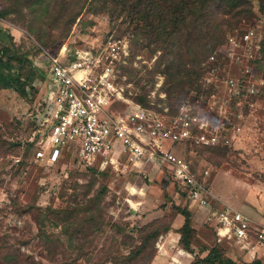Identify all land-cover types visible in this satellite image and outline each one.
<instances>
[{"label": "rangeland", "instance_id": "obj_1", "mask_svg": "<svg viewBox=\"0 0 264 264\" xmlns=\"http://www.w3.org/2000/svg\"><path fill=\"white\" fill-rule=\"evenodd\" d=\"M251 6L248 16L225 25L226 35L251 27L264 33V0H251ZM0 30H7L17 48L27 55L23 73L35 72L27 83V95L11 88L0 89V143L4 145L0 148V237L23 234V239L17 244L22 251L36 260H50L43 246L30 239V235H37L41 227L37 211L48 207L62 210L66 215L68 211H75L78 213L77 219L74 218L76 222L66 230H63L60 221L56 225L47 222L49 234L62 238L69 257L78 255L79 246L82 247L76 228L82 227V232L89 237L82 257L67 264H132L118 259L139 246L138 229L147 224V220L164 218L163 224L173 221L178 226L184 222V216L177 212L176 205L188 207L187 198L179 191L170 170L156 158H144L134 165L120 154L114 162L103 164L102 160H97L92 165L79 162L72 154H67L56 164L37 160L34 151L45 129L39 123L37 110L45 89L48 56L66 46L68 51L91 50L94 55L98 51L102 53L105 57L103 62L112 63L115 80L123 88L124 97L141 104L135 96L143 93L142 84L138 85L126 72L127 67L135 69L139 72L138 76L144 77L143 85L150 99L148 108L160 115L175 113L180 104L167 105L163 85L165 76L156 73L154 81H147V73L154 68L162 51L153 52L152 46L137 40L130 23L122 18L112 19L105 12L85 10L63 39L57 31L48 29L49 36L40 49L36 37L28 30L27 22L16 19V15L0 18ZM4 43L9 44V38L0 41V46ZM125 106L127 103L121 99L114 104V109L122 111ZM166 108L169 110L165 111ZM244 125L241 139L226 147L223 156L221 150L202 151L190 142L174 145V151L186 158L197 176L206 179L207 184L208 176L214 175L219 168L227 167L248 172L251 178L264 181V93L256 108L245 116ZM206 170L210 175L205 174ZM93 203L98 204V210L87 212ZM31 206L33 210H29ZM99 213L97 222L89 221L90 215L97 217ZM163 234L148 248L150 253L157 249L158 258L153 264H191L204 257L207 248L215 245L221 246L226 256L240 264L256 258L264 262V250H259L254 258L241 255L234 239L220 241L211 230L205 234L210 240L209 246L196 230L192 241L193 253L184 250L173 238H161ZM25 239L29 240L22 242ZM159 241L164 242L163 246L168 249L160 252ZM56 258H60V254ZM148 260L147 256L135 264H147ZM0 264L4 263L0 260Z\"/></svg>", "mask_w": 264, "mask_h": 264}, {"label": "built area", "instance_id": "obj_2", "mask_svg": "<svg viewBox=\"0 0 264 264\" xmlns=\"http://www.w3.org/2000/svg\"><path fill=\"white\" fill-rule=\"evenodd\" d=\"M67 51L63 46L48 56L37 110L45 129L35 159L56 164L72 154L92 165L97 160L114 162L120 154L138 165L144 158H156L168 167L183 195L197 206L211 208L216 197L207 180L197 176L173 146L190 142L231 147L241 139L245 116L264 92V33L251 27L226 35L207 60L204 91L192 90L178 110L167 115L124 97L112 63L103 62L99 51ZM121 99L127 106L114 109ZM211 213L219 237L234 238L254 256L264 250V224L228 204Z\"/></svg>", "mask_w": 264, "mask_h": 264}, {"label": "trees", "instance_id": "obj_3", "mask_svg": "<svg viewBox=\"0 0 264 264\" xmlns=\"http://www.w3.org/2000/svg\"><path fill=\"white\" fill-rule=\"evenodd\" d=\"M0 2L2 4L0 18L16 15V19L27 22L29 32L39 42V49L49 36L48 29L57 31L61 39L67 37L72 26L85 10L91 13L105 12L112 19H124L133 26L137 40L152 46L153 52L162 51L154 68L148 71L147 81H154L156 73L165 76L163 85L168 106L181 104L192 90H198L200 93L204 91L208 70L207 60L224 43L227 33L225 25L234 19L248 16L252 11L251 0H0ZM7 38L10 43L0 46V89L11 88L22 95H27V83L35 72L28 75L23 73L27 55L17 48L7 30H0V41H6ZM126 72L138 85L142 84L143 93L135 96L136 101L149 107L148 90L145 84L143 85L144 77L138 76L139 72L130 67L126 68ZM194 145L202 151L226 150V147ZM2 147L4 145L1 142L0 148ZM220 154L223 156L226 151ZM92 205L93 207L88 208L87 212L97 209V203ZM33 209L34 207L31 206L29 210ZM176 210L184 216V223L178 229L181 234L179 243L184 250L193 253L195 251L192 241L196 234L193 215L187 207L176 205ZM37 212L41 227L37 235H30V239H35L37 245L43 246L50 260H36L22 251L17 244L23 239V234H17L15 237L8 235L0 237V260L4 264H67L82 257L84 245L89 241V237L82 232V227L76 228L82 247L79 246L80 253L73 258L68 256L62 238L52 236L47 229L48 221L53 225L60 221L63 230H66L69 225L76 222L78 213L68 211L66 215V212L52 207ZM100 215V213L97 217L90 215L89 221H96ZM163 219L156 218L141 226L138 229L139 246L128 255L121 256L118 261L127 260L128 263L135 264L136 261L148 256L147 264H150L156 256L157 249L154 248L150 253L148 248L161 234L170 231L172 227L173 221L163 224ZM158 223L164 226L161 227ZM27 240L29 239L22 242ZM59 254L60 258H56ZM191 264L240 263L226 256L221 246L215 245L208 248V253L204 257H199ZM243 264H264V262L256 258Z\"/></svg>", "mask_w": 264, "mask_h": 264}, {"label": "crops", "instance_id": "obj_4", "mask_svg": "<svg viewBox=\"0 0 264 264\" xmlns=\"http://www.w3.org/2000/svg\"><path fill=\"white\" fill-rule=\"evenodd\" d=\"M208 187L216 197L211 208L208 206H197L184 195L187 198V208L191 211L195 221L194 227L198 231L197 235L205 240L208 246L210 240L205 237V234H208L211 230L218 235V225L217 221L212 216V209H217L228 204L243 212L254 222L264 224V181L258 180L255 177L251 178L248 172L238 169L235 171L234 168L227 167V169L219 168L214 175H211V177L208 176ZM181 216L183 217V215ZM150 221L152 220L149 219L146 223ZM183 223L184 222L178 226L175 222H172L171 230L163 234L161 238L165 236L167 239L173 238L180 244L181 234L178 232V229ZM218 238L220 241L225 238L234 239L230 237H219V235ZM235 242L238 244L241 255H249L254 258V255L250 251L242 248L236 240ZM164 244V242H158L160 252L163 249H168L163 246ZM206 250H208V248ZM157 258L158 256H156L151 264H153Z\"/></svg>", "mask_w": 264, "mask_h": 264}]
</instances>
